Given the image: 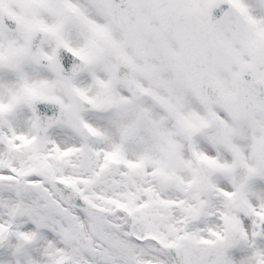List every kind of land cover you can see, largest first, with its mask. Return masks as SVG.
<instances>
[{
	"label": "snow or ice",
	"instance_id": "6c2138e0",
	"mask_svg": "<svg viewBox=\"0 0 264 264\" xmlns=\"http://www.w3.org/2000/svg\"><path fill=\"white\" fill-rule=\"evenodd\" d=\"M0 264H264V0H0Z\"/></svg>",
	"mask_w": 264,
	"mask_h": 264
}]
</instances>
